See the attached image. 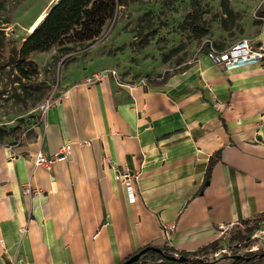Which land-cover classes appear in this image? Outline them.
Masks as SVG:
<instances>
[{
  "label": "crops",
  "instance_id": "crops-1",
  "mask_svg": "<svg viewBox=\"0 0 264 264\" xmlns=\"http://www.w3.org/2000/svg\"><path fill=\"white\" fill-rule=\"evenodd\" d=\"M248 36L264 51V19ZM101 67L70 79L22 143L0 147V264H121L149 246L241 245L243 225L264 218V62L227 72L202 55L160 84L87 85ZM66 145L50 170L34 165L39 150Z\"/></svg>",
  "mask_w": 264,
  "mask_h": 264
},
{
  "label": "rangeland",
  "instance_id": "rangeland-1",
  "mask_svg": "<svg viewBox=\"0 0 264 264\" xmlns=\"http://www.w3.org/2000/svg\"><path fill=\"white\" fill-rule=\"evenodd\" d=\"M51 1L0 0V147L22 143L43 121L46 105L62 97L69 80L80 74L102 66L96 74L115 70L121 81L160 84L212 48L226 50L239 39L252 40L250 27L264 19L258 15L264 0H120L98 39L33 54L36 71L22 78L16 68L19 50ZM241 229L240 237L250 238L241 245L231 239L228 254L215 264H231L234 256L264 248V218ZM255 234L258 238H252Z\"/></svg>",
  "mask_w": 264,
  "mask_h": 264
},
{
  "label": "trees",
  "instance_id": "trees-1",
  "mask_svg": "<svg viewBox=\"0 0 264 264\" xmlns=\"http://www.w3.org/2000/svg\"><path fill=\"white\" fill-rule=\"evenodd\" d=\"M120 0H58L47 12L45 18L36 27V29L28 35L22 43L19 50V61L16 65L22 78H29L32 71H36V64L30 59L35 53H46L53 48L66 47L74 44L90 43L98 39L108 22L115 15ZM262 16L264 11H258V15ZM28 67L31 71H25ZM217 162V157L211 159L206 175V180L210 179L212 170ZM256 228L251 229L254 231ZM250 237H243L242 243ZM151 247V246H149ZM143 248L136 254L142 252ZM164 252L160 255L156 252L148 251L142 254L138 262L132 264H148L144 262L149 258L152 259L151 264H215L208 261V256L212 252L219 250L218 243H214L209 247L201 249L196 253H180L189 259L185 263L170 262L165 259L167 255H175L173 250L161 248ZM134 254V255H136ZM177 254V253H176ZM134 255L126 258L121 264L128 261ZM218 260L217 262H219ZM231 264H264V251L260 250L255 253H248L241 258L234 260Z\"/></svg>",
  "mask_w": 264,
  "mask_h": 264
},
{
  "label": "built area",
  "instance_id": "built-area-1",
  "mask_svg": "<svg viewBox=\"0 0 264 264\" xmlns=\"http://www.w3.org/2000/svg\"><path fill=\"white\" fill-rule=\"evenodd\" d=\"M207 57L215 64L220 66L222 69L226 70L227 72L236 71L245 67L254 66V65H261L264 62V51L257 46L255 40L251 39H239L233 45H231L226 50H216L212 48ZM112 77L118 83H121V78L117 71L115 70H104L98 74L93 75L91 78L86 80L87 85L95 84L99 82L104 77ZM53 103H48L45 107V112L52 106ZM71 146L66 145L62 148L61 153H58L53 156H47L42 150H39L33 156V163L35 166L43 167L48 170L54 165V163L58 160L67 159L70 156ZM128 173H118L116 174V178L119 179L120 177L126 178L128 177ZM23 192L25 194H30L31 189L30 187H26ZM129 198L132 202L135 201L136 196L135 192L132 187L128 189ZM166 236L168 239L171 238V232L166 231ZM252 238H258V235L255 234ZM259 247H253L248 250L249 253H255L260 251ZM264 251V248L262 249ZM224 254H228L227 249H219L216 252H213L208 259L216 260L224 256Z\"/></svg>",
  "mask_w": 264,
  "mask_h": 264
},
{
  "label": "water",
  "instance_id": "water-1",
  "mask_svg": "<svg viewBox=\"0 0 264 264\" xmlns=\"http://www.w3.org/2000/svg\"><path fill=\"white\" fill-rule=\"evenodd\" d=\"M257 46H259V45L257 44ZM148 251L156 252V253H158L160 255H163L164 254V252L160 248H157V247H147L142 252L134 255L132 258H130L128 261H126L123 264H132L134 262H138L141 259L142 254H144L145 252H148ZM241 257L242 256H234L233 258L236 260V259H239ZM165 259L168 260V261H170V262H177V263H185V262H188L189 261L188 258H186L184 256H179V255H172V256L171 255H167V256H165ZM221 259H223V258L221 257ZM221 259L220 258L219 259H216V261L213 260V263H216L218 260H221Z\"/></svg>",
  "mask_w": 264,
  "mask_h": 264
},
{
  "label": "bare ground",
  "instance_id": "bare-ground-1",
  "mask_svg": "<svg viewBox=\"0 0 264 264\" xmlns=\"http://www.w3.org/2000/svg\"><path fill=\"white\" fill-rule=\"evenodd\" d=\"M47 12L43 13L38 19L37 21L31 26L30 28V33H32L36 27L42 22V20L45 18Z\"/></svg>",
  "mask_w": 264,
  "mask_h": 264
}]
</instances>
